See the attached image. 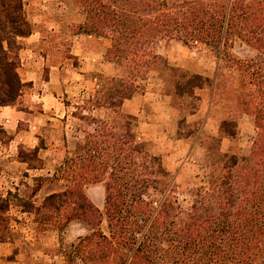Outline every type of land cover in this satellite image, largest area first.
<instances>
[{
  "label": "trees",
  "instance_id": "obj_1",
  "mask_svg": "<svg viewBox=\"0 0 264 264\" xmlns=\"http://www.w3.org/2000/svg\"><path fill=\"white\" fill-rule=\"evenodd\" d=\"M74 1L82 12L76 34L107 41L106 61L123 67L126 75L100 77L101 96L84 100L71 113L95 127L82 132L73 149L64 135L60 170L70 184L37 206L19 201L20 212L57 229L75 220L91 226L93 232L75 247L81 264H100L106 258L109 264H264V0H183L173 5L166 0ZM29 35L23 0H0V107L13 106L27 86L18 68L20 39ZM229 36L243 41L251 54L235 59L218 50L211 97L220 91L226 101H235L240 114L253 118L256 135L246 156L215 150L211 175L192 190V207L185 211L161 158L148 151L134 116L122 114L121 108L145 90L137 81L154 64L176 72L156 53L159 44L224 47ZM173 77L178 96L192 95L207 81L199 74ZM81 110H108L113 116L94 124ZM220 132L235 138L236 120H222ZM88 181L104 185L109 236L98 229L103 215L83 192ZM40 189L38 185L32 194ZM149 193L161 198H149ZM9 208L8 199L0 197L3 221ZM5 239L0 236V243Z\"/></svg>",
  "mask_w": 264,
  "mask_h": 264
},
{
  "label": "rangeland",
  "instance_id": "obj_2",
  "mask_svg": "<svg viewBox=\"0 0 264 264\" xmlns=\"http://www.w3.org/2000/svg\"><path fill=\"white\" fill-rule=\"evenodd\" d=\"M166 1L173 5L183 0ZM23 5L31 39L21 41L18 72L27 86L14 104L19 111L15 116L23 120L15 129L0 130V197L10 204L4 215L6 221L0 218V236L6 238L8 246L0 263L81 264L75 247L93 228L79 220L62 229L44 226L32 215L21 213L19 201L30 200L37 206L44 197L70 184L60 170L65 159L64 135L73 149L82 132L95 127L89 128L86 121L74 119L71 113L78 112L76 108L82 107L84 100L101 96L97 93L101 90L100 77L123 78L126 73L123 67L106 61L107 41L76 34L82 12L74 0H23ZM218 50L235 59L251 54L235 36H229L224 47L209 44L195 49L179 41L159 44L156 53L176 72L167 71L164 64H154L145 78L137 81L145 90L125 100L121 108L122 114L134 116V125L148 151L161 158L185 211L192 207V190L211 175L209 165L215 150L246 156L256 135L253 118L240 114L235 101H226L227 95L221 96L220 91L211 97L209 83L215 78ZM194 74L207 81L192 95H175L173 76ZM80 112L91 115L94 124L113 116L108 110ZM226 119L236 120L237 136L233 139L220 132V123ZM34 143L47 150L34 154ZM17 159L19 162H15ZM21 159L28 163H21ZM38 185L41 189L32 194ZM82 189L103 215L98 229L109 236L103 183L83 182ZM148 197L160 199L161 195L149 193ZM106 259L100 264H109Z\"/></svg>",
  "mask_w": 264,
  "mask_h": 264
},
{
  "label": "crops",
  "instance_id": "obj_3",
  "mask_svg": "<svg viewBox=\"0 0 264 264\" xmlns=\"http://www.w3.org/2000/svg\"><path fill=\"white\" fill-rule=\"evenodd\" d=\"M30 36V35H29ZM29 36H27V37H25V38H22V39H20V44L23 42H28V41H30V37ZM89 36V35H88ZM22 41V42H21ZM24 50V49H23ZM23 51H22V48H21V50H20V52H19V58H21V53H22ZM19 68H20V65H19ZM19 68H18V70H19ZM19 73V72H18ZM20 76V75H19ZM20 79H21V81L23 82V83H25L24 82V80H22V78L20 77ZM18 113H19V111H17V108H16V105H13V106H5V107H0V127H1V129L2 130H6V129H9L10 127L12 128V127H14V129L16 128V125L18 124V122L19 121H22L23 119L22 118H17V116H15V115H18ZM16 117V118H15ZM14 118L16 119V120H14ZM66 118H67V116H66ZM74 118V117H73ZM64 119H65V117H64ZM75 119V118H74ZM15 123V126H13V124ZM16 131V130H15ZM36 147H40V146H38L36 143H34V145H32L31 146V149L33 150V149H35ZM45 147V149H42L41 147L39 148V151H38V153L37 154H39V152H41V151H44V150H47V147L46 146H44ZM15 162H19L18 161V159L17 160H15ZM21 163H22V161H21ZM24 163H26V162H24ZM27 164V163H26ZM34 170H36V169H34ZM7 249H8V246L6 245V243H0V257L2 256V255H5V254H3V252H6L7 251ZM1 264V263H0Z\"/></svg>",
  "mask_w": 264,
  "mask_h": 264
}]
</instances>
